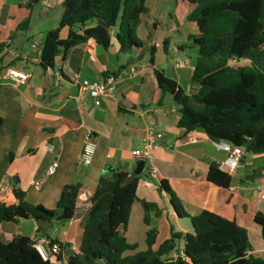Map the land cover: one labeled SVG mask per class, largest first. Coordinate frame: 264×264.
<instances>
[{"label": "crops", "instance_id": "1", "mask_svg": "<svg viewBox=\"0 0 264 264\" xmlns=\"http://www.w3.org/2000/svg\"><path fill=\"white\" fill-rule=\"evenodd\" d=\"M43 2L51 7L46 8ZM62 2L0 0V71L13 68L32 74L25 85L0 83V200L14 205V191L20 190L25 201L54 210L61 189L79 184L75 216L61 226L32 219L0 223V242L14 234L35 242L43 240L45 247L48 235L68 244L67 257L69 250L79 248L88 201L99 180L116 172L129 176L141 165L136 176L137 200L123 232L127 243L138 246L137 251L146 249H140V244L145 243L149 228L158 232L155 249L169 238V226L183 234L192 231L189 218L177 217L167 194L158 190L159 181L164 180L189 217L207 211L234 221L247 232L249 255L264 261V241L254 222L257 213H264V153L244 152L232 171L226 154L202 131L185 133L177 128L179 106L171 95L161 93L154 79L153 70H159L186 95L194 91L190 79L196 50L189 37L196 36L198 30L187 21L194 5L187 0H145L148 13L136 29L140 49L120 53L115 29L107 49L78 45L57 57L53 69L43 71L39 60L44 36L58 25ZM38 3L44 12L37 8ZM66 35L67 29H63L59 37L65 39ZM178 58L185 61L182 68L175 67ZM136 64L143 67L135 76H123L111 97L74 99L77 84L73 77L98 81ZM87 133L96 143L89 167L80 162ZM156 133L162 138L152 159H134L130 152L141 147L145 136ZM53 162L57 168L48 176ZM211 163L229 176L228 187L207 180ZM149 167L157 170V180L149 178ZM36 180L40 182L38 191L31 187ZM138 200L155 206L148 213L149 226L144 224Z\"/></svg>", "mask_w": 264, "mask_h": 264}, {"label": "trees", "instance_id": "2", "mask_svg": "<svg viewBox=\"0 0 264 264\" xmlns=\"http://www.w3.org/2000/svg\"><path fill=\"white\" fill-rule=\"evenodd\" d=\"M187 1L194 5L187 21L198 30L196 36L189 37L196 50L190 79L194 91L186 95L176 82L153 70L161 93L171 95L179 106L176 126L185 133L200 130L210 141L241 147L247 154H263L264 0ZM61 8L58 25L44 36L39 60L43 71L53 69L57 57L78 45L107 49L115 29L120 53L142 47L136 29L148 13L145 0H63ZM63 29H67V35L60 39ZM152 52L150 48V55ZM127 176L116 172L99 180L88 201L77 251L69 250L66 257L68 244L46 235L43 260L34 240L9 234L0 242V264H264L249 255L251 245L242 227L207 211L189 217L164 180L159 181L158 190L167 194L177 217L189 218L192 231L183 234L169 226V238L155 249L158 232L149 228L146 249L137 251L138 246L127 243L123 235L137 200L138 177L126 186L120 185ZM207 180L224 188L230 183L229 176L215 163L209 166ZM79 191V184L65 185L55 209L47 210L25 201L24 193L15 190L16 204L8 206L0 200V223L32 219L61 226L74 218ZM138 201L144 224L149 226L148 213L155 206ZM254 222L264 241V213H257ZM178 248H182L183 256L168 261V255Z\"/></svg>", "mask_w": 264, "mask_h": 264}, {"label": "built area", "instance_id": "3", "mask_svg": "<svg viewBox=\"0 0 264 264\" xmlns=\"http://www.w3.org/2000/svg\"><path fill=\"white\" fill-rule=\"evenodd\" d=\"M46 8H50V4L43 2ZM232 63V62H231ZM185 65V61L181 58H178L175 63L176 68H182ZM143 65H133L129 66L122 73L115 75L110 74L98 81L89 82L87 80H79L77 76L73 77V81L77 84V93L74 96L75 100H83L85 97H89L93 100H98L100 98H109L113 95L116 85L123 76H135L138 73V70ZM32 77V74L29 72H23L15 70L13 68H6L0 71V83L2 81H7L14 85H25L27 81ZM162 138V134H148L142 140V145L139 149L132 150L130 155L136 160L149 161L152 159L153 151L158 146V141ZM213 145L218 150L224 152L227 156V162L231 165V170L233 171L240 162L244 151L241 147L233 146L225 142H213ZM96 151V143L92 138L90 133H87L84 138V143L80 153V162L83 166L89 167L93 161ZM57 168V163L53 162L47 169L46 174L51 176ZM148 176L153 180H157L158 173L157 170L153 167H149ZM40 186L39 180L32 181L31 187L38 191ZM43 240L36 241V249L43 260H46V255L43 249ZM183 256L182 248H178L176 252L168 255V261H174L177 258Z\"/></svg>", "mask_w": 264, "mask_h": 264}, {"label": "water", "instance_id": "4", "mask_svg": "<svg viewBox=\"0 0 264 264\" xmlns=\"http://www.w3.org/2000/svg\"><path fill=\"white\" fill-rule=\"evenodd\" d=\"M141 172V165L140 168H137L131 175L127 176V178L125 180H123L120 185L121 186H126L130 183H132L135 179L136 176H138Z\"/></svg>", "mask_w": 264, "mask_h": 264}, {"label": "rangeland", "instance_id": "5", "mask_svg": "<svg viewBox=\"0 0 264 264\" xmlns=\"http://www.w3.org/2000/svg\"><path fill=\"white\" fill-rule=\"evenodd\" d=\"M37 8L41 11V12H44L45 11V9H44V7H43V5L41 4V3H38L37 4ZM242 65H244V64H246V63H244V62H242L241 63ZM140 249H145V243H144V241H143V244H140ZM144 247V248H143ZM129 254H131L132 255V253H127L126 255H129Z\"/></svg>", "mask_w": 264, "mask_h": 264}]
</instances>
